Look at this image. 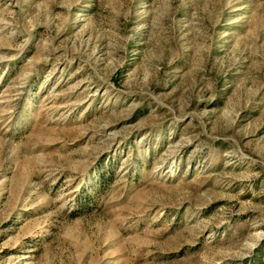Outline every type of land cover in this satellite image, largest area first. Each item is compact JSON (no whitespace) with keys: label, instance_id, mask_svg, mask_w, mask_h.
<instances>
[{"label":"rangeland","instance_id":"obj_1","mask_svg":"<svg viewBox=\"0 0 264 264\" xmlns=\"http://www.w3.org/2000/svg\"><path fill=\"white\" fill-rule=\"evenodd\" d=\"M261 247L264 0H0V264Z\"/></svg>","mask_w":264,"mask_h":264},{"label":"trees","instance_id":"obj_2","mask_svg":"<svg viewBox=\"0 0 264 264\" xmlns=\"http://www.w3.org/2000/svg\"><path fill=\"white\" fill-rule=\"evenodd\" d=\"M264 247H261L257 250V255L253 258L251 264H264Z\"/></svg>","mask_w":264,"mask_h":264}]
</instances>
